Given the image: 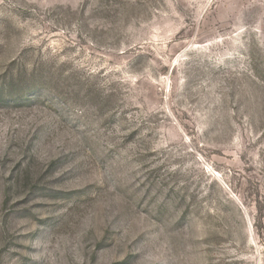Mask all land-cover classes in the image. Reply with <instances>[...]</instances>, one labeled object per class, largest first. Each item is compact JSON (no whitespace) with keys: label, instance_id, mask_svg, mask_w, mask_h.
Instances as JSON below:
<instances>
[{"label":"rangeland","instance_id":"1","mask_svg":"<svg viewBox=\"0 0 264 264\" xmlns=\"http://www.w3.org/2000/svg\"><path fill=\"white\" fill-rule=\"evenodd\" d=\"M0 264H264V0H0Z\"/></svg>","mask_w":264,"mask_h":264}]
</instances>
